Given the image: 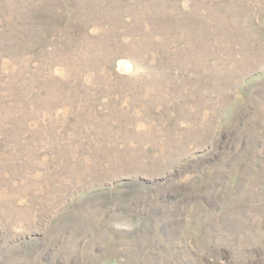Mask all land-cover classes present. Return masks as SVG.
I'll use <instances>...</instances> for the list:
<instances>
[{
  "label": "rangeland",
  "instance_id": "obj_1",
  "mask_svg": "<svg viewBox=\"0 0 264 264\" xmlns=\"http://www.w3.org/2000/svg\"><path fill=\"white\" fill-rule=\"evenodd\" d=\"M0 264H264V0H0Z\"/></svg>",
  "mask_w": 264,
  "mask_h": 264
}]
</instances>
